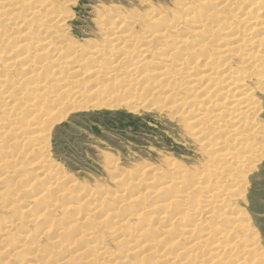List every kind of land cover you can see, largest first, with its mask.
I'll list each match as a JSON object with an SVG mask.
<instances>
[{
    "label": "rangeland",
    "instance_id": "rangeland-1",
    "mask_svg": "<svg viewBox=\"0 0 264 264\" xmlns=\"http://www.w3.org/2000/svg\"><path fill=\"white\" fill-rule=\"evenodd\" d=\"M64 1L67 0H58V4L63 3ZM179 1L180 0H68V2H66V4L68 3V6L66 4V8L64 7V5L62 6V9L65 10V13L68 11L66 15L63 13V11L58 12L59 10H57L58 13L55 14L57 16V14L63 13L61 14L63 17L67 16V20L65 21L67 26L66 33H68L69 35L68 43L71 44L69 45V47L67 45L68 49L71 50L72 46H80L81 48H85L84 53H88L90 48L94 49L92 50V52L97 49L101 50L104 48H110L106 44V40H108L109 38V31H107L106 29H109L112 26L116 27L119 25H126L127 27L123 26L124 28H122V30L130 29V35L134 37L131 38L133 43L136 36H138L139 34H143L145 31L154 32L158 30L157 23L143 21L136 22V26H131L129 23L127 25L126 21L128 22L129 19L132 20L131 18H133V20H139L140 18L149 19L154 9L160 8L165 11L169 10V13L172 12L177 15V18L173 15L171 16H173V20L177 19L175 23L178 24V28L171 30V33H169V35L171 39L170 41L180 39L184 36L185 31L191 29V25L190 23L185 24V22H183L182 20H180L181 22L179 21V16L186 15L189 12L187 10L183 11L181 9L183 6L180 5ZM190 1L197 4L201 3L200 0H186V2ZM22 2L25 3L26 0H12L10 2L0 0V7H4L2 13L9 15L13 12L12 9L19 6V4H21ZM210 2L211 0H209V3ZM249 3L246 2L244 4L249 6ZM70 4L72 5L69 6ZM55 8L56 7H54L53 10H55ZM232 8L233 12L230 11L227 13V19L234 17L232 19V22H234L237 21L242 13L238 10L234 12L235 7ZM237 12L238 14H236ZM117 13L119 16L117 15ZM115 15L117 16L115 17ZM4 18L7 17L5 16ZM113 18L115 19L113 20ZM123 18H125L126 20ZM117 19L121 20L116 21ZM113 21L116 22H114V24L112 23V25L110 26V22ZM177 21L179 22L177 23ZM158 22L166 23L167 19L165 18ZM1 25L2 24H0V31L5 33L4 37L10 39L11 45H5L3 43L0 44V66H3L4 70L10 67V69L7 70L8 73H0V85H3V81L5 82L3 87L5 91L6 89L12 87L15 83H17L21 78L22 80H24V84L27 87L28 93L25 96L21 97L19 107L22 108L19 109L17 111L18 114L13 117H6V111L3 109V107H10V102H12V100H8L7 102H5L8 103V106H4L5 98H2L0 95V139L4 140L3 145L0 146V161H6V163L0 166V225H2L0 226V240L2 239L0 241V264L24 263L27 260L29 261V258L33 256H29L31 255L30 253H33L36 250H38L36 254H42L45 251L51 250L53 252V262H55V260L57 259H60L59 256H61L64 252L65 254L71 253V256L75 255L76 259L74 258V260L76 262L74 263L73 261L70 264H76L80 260H82V263L86 261L84 263L86 264L88 263L87 258L90 254L85 252V250L82 249V246H85L88 243H90L88 246H92L98 243V246L104 247L105 250L102 255L98 254L97 257L92 256L90 258L92 259L93 264L97 261L98 262L96 264H109L112 262V260H114L112 259L113 256V258L116 259V256L125 252L127 248L133 249V246L130 244L131 242L128 245L123 244L128 241L126 238L128 232H136L149 227L142 240L153 241L158 239L162 235V232L164 233L168 231L166 229L167 227L168 229H173V227L178 226L181 230L182 227L185 226L184 223H179L178 221L173 220L170 223L168 222V220L166 221V219H170L172 216L160 219L162 213H164L160 210L154 211L147 210L145 208L146 212H144L139 220H135L134 218L129 222V224H119L121 227L120 228L118 225H116L117 220L115 221V219L113 218H108L109 220L104 221L105 219H107L106 217L100 218L103 215V212H100L99 214L94 213L93 208L94 204H96V202L98 201L96 200L97 197H105V199H103L104 206L109 205V207H112L114 203L121 198L131 202V200L135 199L138 195H144L143 198L145 199L151 193H153L154 198L147 197L148 201L146 202V205H151L152 207H154L156 205L162 204L166 199V196H164L165 194L163 193L156 194L157 189L161 187L162 183L169 178L176 177V175L173 174L174 171L172 172L171 168H169L170 163L175 162L176 165L180 166V168H186L191 173H193L194 170H196V172L197 170H202L204 169V167L206 168L209 165H214L212 166V169L218 168V166L221 168L222 166L225 167L224 161L221 158V160L217 158L215 159L214 153H216L217 149L216 151H214V148L212 147L206 152V147L202 146V143H200V138H196L197 134L194 131L195 129L192 130V126L188 122V119H191V114L188 112V115L190 114V116H188L187 114H185V112L187 113L189 109L188 107L193 104L195 105L197 102L189 103L187 106L184 105V108L181 106L172 108L174 99L177 102H181L178 101L181 98L179 99L176 96L172 97L173 99H171V96L169 97L170 94L168 95V92L166 90V86H161L156 89L158 94L154 92L156 96L153 91L150 93L151 96L149 97V99L151 100H149L147 97L149 101L147 99L146 100L150 103H148L146 100L143 101L140 99H129L126 97L127 99H129V101L125 99V101H128V103L107 102L106 104H99V106H90L89 104L88 106L83 108L73 109L62 120H60L59 122H54L51 126L47 148L49 158L51 160V162H49V164H51V167L46 166L47 169H39V166L36 164V162L40 155L38 156V153H36L38 151H32L33 148L30 147L31 143L27 142V136L28 133L31 132L29 124L36 125L37 123H39L38 120H40V118L45 113L51 112L54 107H48L44 105L43 102L41 103V101H43L47 95L55 96L56 89H59L57 88V86L50 87L49 89L46 88L49 82H51V84L56 83L55 78L52 77V74L49 75V69H52V66H55L52 64L51 60L52 52L47 51V53H44L45 55L43 57H36L33 60L34 63H32L31 65L29 63V67L27 69H23V63L26 62L24 60H20V55L24 53V51L21 49L16 50L12 48L17 43V41H19V35L16 34L19 32V30L16 26H14V29L10 31L8 30V28L10 27L9 25H6V27ZM52 27L61 34L58 24H55V26L53 25ZM122 30H120V33L124 32ZM221 32L224 33V31ZM223 33H219V35L221 37H225L227 34ZM256 33L257 32H254V35ZM243 34H248L247 30L244 31ZM145 36H147V33ZM38 37L41 38L42 36H37L36 39ZM217 43L218 42L214 44L217 45ZM54 44L60 45L61 42H58L56 40ZM131 44L132 42H130L129 45L127 44V46H122L123 44L118 45L116 47V50L122 49L121 53H119L118 56H120L124 51L126 52L128 50H131L133 45ZM187 44L188 45L181 46L178 49V51H180L179 57H181V53L184 54V52H189L190 50H192L190 43ZM141 45L144 47H138V45L136 47H133L134 49H136V55L137 53L138 55L140 54L137 57V60H144L145 62H147L144 67H140V70H152L154 66L159 67L161 62L159 58L162 57V55H164L165 53L163 50L164 46L158 42H154L151 44L141 43ZM144 48L146 49L144 50ZM86 49H88V52L86 51ZM34 50L35 49L33 47L28 49L30 53H32ZM35 53L38 52L36 51ZM64 54L66 53H63L61 57H64ZM194 56L195 55L192 54L187 57L188 60L183 61L185 65L183 68V73H186L187 69L188 71H190V68L194 69L192 74L195 75L196 72L200 73L201 65L194 62L196 59ZM179 57L177 54H175L174 56L175 59H178ZM44 58H47V61H49L46 65L47 68L39 64ZM79 58L83 59V57L77 56L76 60H80ZM98 59H100L99 65ZM108 59L106 57H98L97 60H94L97 61V68L100 67L99 71L100 74H102V77L99 74V84L100 82H105V72L109 71L110 68L119 70L120 73L123 74L124 72H126L124 71L126 70V67H128L126 63H128L129 61L121 57L118 60L119 63L115 61V63H113V65L109 69H107V66L111 61L110 58ZM175 59L174 62H176ZM116 62L118 64H116ZM232 63L234 65L231 66V69L225 68L226 70L224 69L223 71H221V73L230 70L236 71L238 68L242 67L241 65L236 66L238 64V61ZM89 64L92 63L89 62ZM89 64H83L81 72H85L88 70L91 71V68L96 66V63L93 65V67ZM235 66L238 68L236 69ZM40 67L42 69L41 71L39 69ZM145 67L147 68L144 69ZM37 70L40 71V73L36 76L33 73V84H39V87L36 88L38 93L37 97L39 98L31 101V99L34 98V95L31 94L34 89H31L33 85L30 83V81L27 80L30 77V75H28L27 73L30 71L36 72ZM242 70L247 71V73L251 75L252 78L250 80L249 78H246L245 82H247V85L251 87V96H253L259 104V107L257 106L259 112L257 114V119L254 123V127L256 126L255 124L259 123L264 131V78L261 80H253L255 78H260L257 77L260 73V69L258 67L253 69L250 65L244 67ZM101 71H103V73H101ZM119 71H117V73H119ZM142 74L145 75L146 72H143ZM192 74H188L189 77L192 76ZM188 75H181L180 77L182 79L184 78L181 81V84L183 83V87L190 82L186 77ZM61 76L63 77V75ZM86 77L87 79L89 78L88 76ZM143 78L145 81H143L142 78L140 79L139 77L137 78V80H134L138 81V83H135L137 84V87H141L143 83L147 82L146 78ZM239 78H242V76H239ZM81 81L84 82H82V84L84 85L85 80ZM177 82H180V80H177ZM92 85L93 84L84 87V90L87 91L88 89H93ZM108 86H110V84ZM40 90L43 91L39 92ZM182 90L184 99L185 97L190 96V94L187 92L188 89H185V91L183 88ZM19 91L20 90L16 91L13 94L15 98L20 97L24 93L22 90L21 95H19ZM160 93L163 94L161 95ZM120 94L127 96L125 93L121 92L118 94V97H121ZM206 95H208V97ZM206 95L205 97L209 99L207 101H214L215 106L221 103L222 97H216L213 92ZM212 95L215 96V98H212ZM140 101H142L143 103ZM187 101L188 100L185 99V102ZM77 102L84 103L85 101L77 99ZM220 106L224 107L225 104H221ZM17 108L18 106L16 107V109ZM179 108L183 109L181 110ZM212 110L213 112L217 111L213 107ZM177 111H179L182 116L179 115L180 113ZM220 123H225V129L229 128L228 125L233 126L232 121H228L226 123V121L224 120ZM221 124L220 127L223 128V124ZM6 125L16 126V128L18 127L22 131L19 130V133H16L17 135H14L15 137L11 135L12 133H9V135H3L2 133L6 132L5 129H7ZM249 125L251 126V124ZM215 126V124L211 125L210 130H214L213 128H216ZM196 127H198V124L196 125ZM201 129L204 128L202 127ZM258 132L259 131L254 134L261 135ZM239 133L241 132L239 131ZM193 135L195 136V139ZM216 135L209 137H212L214 139L220 138L221 140L224 139V134ZM12 138L14 140H17L18 142H23V144L21 146H18L16 143L11 147V143L13 140ZM230 139L225 140L227 141V145L230 143ZM247 139H250V141H252L253 137L249 135ZM212 142L213 140H211V143ZM199 149L202 150L199 151ZM238 154H231L230 156L232 157V159L230 157L225 161V164L228 163L227 165H229L230 163L232 165V168H227L226 170L221 169L220 171L215 170L216 172H218L217 175L219 177L224 178V176H226L233 168H237L236 171L233 170L236 173L234 175L240 176L245 174L246 170H243L244 167L241 168L242 165L249 166V164L251 163L248 162V160H244L245 158L243 155H246L245 153L239 152ZM259 156L260 159L259 161L255 162V167L251 171L246 173L247 183L246 185H244L243 199H237V197H233L234 193L231 192L225 197L230 198L233 207H236V210H240V212L244 215L245 220L249 221L251 229L253 230V236L256 237L257 242V250L255 252H252L251 254L255 257H257V255L259 254L260 258H257L261 260L263 258L262 262L264 264V144ZM43 158L44 157L42 156L41 159ZM210 160L213 163H211ZM167 161L170 163H168ZM232 161L233 163H231ZM52 163L54 166L52 165ZM45 170H47L46 173L48 175H44ZM10 172L11 174L8 175V173ZM234 175L230 177V181L226 184L224 183L225 185L223 186L225 188L229 187L228 184L232 180H234L236 185L232 182L230 184V187L235 185L233 189V191L235 192L239 187H241V185L237 184L241 180H239V176L234 177ZM188 179H186L187 182L192 181V179ZM205 181H207V179H205ZM200 182L198 180L196 183L204 185V181ZM47 187H49V189L48 191H45L44 189H47ZM7 188V193H4ZM210 189L208 191H210ZM87 190L91 192L90 195L97 197L85 198L87 196ZM172 190L168 188L166 190L167 192H164L172 193ZM41 191L47 194L42 196L40 202L32 204V200L38 198V194ZM82 191H85L84 194H81ZM200 191L201 190H199V194L197 193L198 191L193 192L192 194L194 195L191 198L196 201L195 195L198 194L199 203H203L202 201L204 193H201ZM140 197L139 200L138 198H136L135 201H132L130 205H126L125 203L122 204L123 207L122 205H120L118 214L120 213L124 215V217L125 215L129 216L127 214L130 213L140 214L142 212V210H140V202L142 201ZM49 205H57L58 208L57 210H55L57 212H49V210H47ZM75 205L81 213H77L79 216L75 214V209L72 208H76ZM174 207H176V205ZM214 208H216L215 210L218 212L219 210H222V208ZM24 210L28 211L25 212ZM224 210H226V208ZM205 212L207 213V211H204L202 215H204ZM73 213L75 215H73ZM167 213L164 214H174L172 210ZM220 213L223 212L220 211ZM230 213H233V211L226 210L224 216H230ZM37 214L41 216L39 222L40 224L33 225L32 223L27 222L28 219H32ZM67 221H72L73 223L66 224ZM205 221L207 222L200 225L201 232H205L206 229L215 224L216 226L221 228L229 224V222L226 223V221H221L223 223H216L212 220L208 221V218ZM136 222L139 223L135 224ZM8 224L12 225V227L5 228V226H7ZM49 225L52 226L51 230H46L45 227ZM71 225L74 226L71 229H68L67 227ZM141 225H145V227H141V229L138 230V227ZM2 229L9 232L5 234V231H2ZM65 230L70 235H68ZM79 230L82 232L84 231L85 233H88L90 231L93 236L91 235L90 239H86V237L84 239L81 237L82 233L79 232ZM113 230H116V232L117 230L118 232H121H117L119 235L114 236L112 235ZM62 231L64 234L61 233ZM172 232L168 235L167 238L172 239ZM74 234L75 236H72L73 238L71 237V239L69 240L70 236ZM4 235H8V237H4ZM176 235L178 234L176 233ZM48 236H54V238L52 237V240H58L57 242H59V244H61L62 242V244H68L69 242L75 241L76 245H73L72 247L67 245L68 247L63 249L58 248L53 243L51 246H49V241L51 240L45 239ZM119 236H121L120 239L118 238ZM75 237H77V239ZM121 239L122 243H117ZM3 240H5L4 242L7 243V245L4 242V245L3 243H1ZM168 240L169 239H167L166 241ZM24 242H26L27 247H25L24 250L21 251V249L23 248H20V246ZM227 242L228 241H226V243ZM17 245L19 248H17ZM2 246H4V248ZM147 247L152 248L153 250L155 248V246ZM73 251H75L76 253L74 252V254ZM116 252L118 253L116 254ZM140 252L141 251L136 253L135 256H138ZM163 252H165L164 254L167 255L165 256V258L169 259L172 257L171 254L173 252H171V250ZM78 254L80 257L78 256ZM252 255L248 253L247 257H252ZM55 256H58V258L54 259ZM133 258L134 257H131V259ZM167 259L161 261H167ZM53 262L51 263V261H49L46 264H53ZM215 262L213 264H217V262ZM262 262L260 263L262 264ZM58 263L59 262H56L55 264ZM163 263L165 262H162V264ZM260 263L257 260L256 264ZM131 264H135V262H131ZM181 264H185L184 261H181ZM237 264H240V262Z\"/></svg>",
    "mask_w": 264,
    "mask_h": 264
},
{
    "label": "bare ground",
    "instance_id": "bare-ground-1",
    "mask_svg": "<svg viewBox=\"0 0 264 264\" xmlns=\"http://www.w3.org/2000/svg\"><path fill=\"white\" fill-rule=\"evenodd\" d=\"M4 1L10 2L12 0H4ZM200 1H201L200 4H197L195 2L193 3L191 1L186 2V0L179 1L180 5L183 6L181 9L183 11L184 10L189 11L186 15L179 16L180 17L179 21L182 20L183 22H185V24L190 23L191 25L190 28L192 30L188 29V31H185L184 36L178 40L170 41L171 39L169 35V33H171L170 32L171 30L178 28V24L175 23L177 19L176 20L174 19L175 21L173 20V16L176 17L177 15H175L172 12L169 13V10L165 11L162 8H160V9H154L149 19L140 18L139 20L138 19L133 20V18H131L132 20H130L128 18L129 19L128 22L126 21L127 25L129 23L131 26H136L135 25L136 22H143V21L157 23L158 30L154 32L145 31L143 34H139L140 36L139 35L136 36L133 43L131 38L134 37L130 35L129 33L130 29L122 30V28H124L126 25H123L124 27L122 25L116 27L112 26L109 29H106L107 31H109V38L108 40H106V44L110 48L106 49L102 47L104 49L100 48L101 50L97 49L93 52L92 50L94 49L92 48L89 49V52L87 51L88 49H86L88 53H84L85 48H81L80 46H72L71 50L68 49L69 45L71 44L68 43L69 35L68 33H66L67 26L65 21L67 20L66 19L67 16L63 17L61 15L63 13L66 15V13L68 12L67 9H66L67 11L66 13L64 12L65 10L62 9L63 5L65 8L66 5L68 6V3L66 4L68 0L60 4H58V0H26L25 3L22 2L21 4H19V6L13 8L12 9L13 12L10 13L9 15L2 13L4 7H0V24H2L1 26L6 27V25H9L10 27L8 28V30L10 31L14 29L13 28L14 26H16L19 30V32L16 33L17 35H19L18 37L19 41H17V43L12 48L16 50L21 49L24 51V53L20 55L21 56L20 60L21 61L24 60L26 62L23 63V67H24L23 69H27L29 67V63L30 65L34 63L33 60L36 57H43L45 55L44 53H47V51L52 52L51 60H52V64L55 66H52V69H49V75L52 74V77L55 78L56 83L51 84V82H49L46 88L49 89L50 87L57 86V88L59 89H56L55 96L47 95L46 98H44V100L41 101V103L43 102L44 105L48 107H53V106L54 107L51 110V112L45 113L40 118V120H38L39 123H37L36 125L29 124L31 132H29L27 136V142L31 143L30 147L33 148L32 151H38L36 153H38V156L40 155L36 162V164L39 166L38 167L39 169L41 168L47 169L46 166L51 167V164H49L51 160L49 158V154L47 150L49 143V132L51 126L53 125L54 122H59L60 120H62L73 109L83 108L88 106L89 104L90 106H99V104H106L107 102L128 103L129 99H138V100L140 99L145 101L147 97L149 99V97L151 96L150 93L152 91L153 93L156 92V94H158L156 89L161 86H166L167 89L166 88L164 89L167 90L168 95L170 94L169 97L171 96L170 97L171 99H173L172 97H176V96L179 99L181 98L180 100H178L177 98V100L181 102H177L174 99L172 108L173 107L177 108L180 106L184 108V105L187 106L189 103L197 102L195 105L193 104L189 106L188 108L190 110L188 109L187 113L185 112V114L187 115L188 112L191 114V119L190 120L188 119V122L192 126L191 127L192 130L195 129L194 131L197 134L196 138H200L201 139L200 143H202L203 147H206L205 149L206 152L208 149L210 150L212 147L214 148L213 149L214 151H216V149L217 151L220 150L218 152L216 151V153H214V156L215 159L221 158L224 161L225 167L222 166L221 168L218 166V168L213 167L214 169H212V166L214 165H209L206 168L204 167V169L202 170H197V172L196 170H194L193 173L196 172L195 174L189 172L186 168L183 167L180 168V166L176 165L175 162L174 163L168 162L169 161L168 160L167 162L170 163L169 168H171L172 172L174 171L173 174H175L176 177L173 178L171 177L165 182H163L162 186L159 187L156 191V194L159 193L165 194L164 196H166V199L162 204L152 207L151 205H146V202L148 201L147 197L154 198L153 193H151L145 199L143 198L144 195H138L136 198H138L139 200V197L141 196L140 199L142 200L140 202L141 205L140 210H142L140 214L130 213L127 214L129 216L125 215V217L120 213L118 214L120 205L124 203L126 205L127 204L130 205L132 201L136 200V198L131 200V202L121 198L117 200L113 206L110 205L112 207H109V205L104 206L103 199H105V197L92 196L90 195L91 192L87 190L86 192L87 196L85 195L86 196L85 198L97 197L96 200H98L96 204H94V208H93L94 213L99 214L100 212L101 213L103 212L102 213L103 215L100 214L102 215L100 218L106 217L107 219H105L104 221L113 218L115 219V221L117 220L116 225H118L119 227H120L119 224H125V225L127 223L129 224V222L134 218L135 220H139L141 216L144 214V212H146V209L154 210V211L160 210L164 213H167L172 210L174 213L173 215L172 213L171 215H167L168 213L166 215L162 213L160 219L172 216L170 219H166V221L168 220V222L170 223L173 220L185 224V226H183L181 230L179 229L178 226L173 227V229L171 228L168 229L167 227L166 229L168 231L164 233L162 232V235L158 239L153 241L142 240L149 227L144 228L145 225L139 226L138 230L141 229V227H143L144 229H141L136 232H128L126 235L128 241L126 243H123L124 245H128L131 242L130 244L133 246L132 247L133 249L127 248L125 252L123 253L120 252L121 254L116 256V259L113 258L114 257L113 256L112 259L114 260L111 259L112 262L109 264H131V262L133 263L135 262V264H162V262H165L163 264H181V261H184L185 264H213L215 261L217 262V264H226L227 262H228L227 264L229 263L237 264L239 262L240 264H256L257 260L259 263L262 262L263 260V258L262 260L259 259L260 258L259 254L257 255V257L259 258L251 254L252 252H255L257 250V242H256V237L253 236L252 233L253 230L251 229L249 221L245 220L244 215L240 212V210H236V207H233L230 198L225 196L231 192L234 193L233 197H237V199H243L244 185H246L247 183L246 173H248L255 167V162L259 161L260 159L259 154L264 144L263 128L260 126L259 123L255 124L256 126L254 127V123L257 119V114L259 112L257 108L259 104L254 99V97L251 96V90H250L251 87H249L247 85V82H245L246 78H249L250 80L252 77L250 74L247 73V71L242 70L244 67L250 65L251 68L253 69L258 67L260 69L259 71L260 73L257 77L260 78H255L253 80H259V79L261 80L264 78V0H247V1L246 0H211L210 3L209 0H200ZM246 2L249 3V6L244 4ZM206 3H208L209 5ZM71 5L72 4H70L69 6ZM54 7H56L57 9L55 8V10H53ZM232 7H235L234 12L238 10L239 12L242 13V15L237 19V21L234 22H232V19L234 17L227 19V13L232 11L233 9ZM57 10H59L58 12L63 11V13L57 14L56 16L55 13H58ZM236 14H238V12ZM117 15H115V17ZM5 16L7 18H4ZM165 18L167 19L166 23L158 22ZM114 19L115 18H113V20ZM118 20L119 19H117L116 21ZM116 21L110 22L109 25L111 26L112 23L114 24V22ZM179 21H177V23ZM55 24L59 25L60 27L59 31L61 32V34L52 27L53 25L55 26ZM120 30L124 32L120 33ZM246 30L248 34H243L244 31ZM221 31H224V33H226L227 35L225 37H221L219 35V33L220 34L223 33ZM254 32L257 33L254 35ZM146 33L147 36H145ZM36 35L37 36L41 35L42 37L41 38L38 37L36 39L37 37ZM4 36L5 33L0 31V44L3 43L5 45H11L10 39ZM56 40L58 42H61V44L55 45L54 43ZM130 42H132L133 44V45L131 44L132 45L131 50H128L126 52L124 51L125 53L123 52L120 56H118L119 53H121L122 49L116 50V47L122 44H123L122 46L124 45L127 46V44L128 45L130 44ZM154 42H158L164 46L163 50L165 53L164 55L161 54L162 57L159 58V60H161L160 65L159 67L154 66L152 70L149 69L140 70V67L141 66L144 67L147 64V62H145L144 60L142 61L137 60V57L140 54L138 55L137 53L136 55V49H134L133 47H136L137 45L138 47L139 46L144 47L141 45V43L151 44ZM216 42H218L217 45L214 44ZM187 43H190L192 50H190L189 52H184V54L181 53V57H179L180 51H178V49L181 46L188 45ZM32 47L35 50L32 53H30L28 49ZM145 49L146 48H144V50ZM36 51L38 53H35ZM63 53L66 54H64V57L63 56L61 57ZM175 54L178 55L179 57L178 59L174 58ZM192 54L195 55L194 57L196 58L194 62L201 65V66L199 65L201 67L200 73L196 72L195 75L192 74L194 70L193 68H190L189 69L190 71H188L187 69L188 73L187 72L183 73L184 72L183 68L185 66L183 61L188 60L187 57H189ZM77 56L83 57V59L79 58L80 60H76ZM182 56L186 58H183ZM98 57H103V58L106 57L107 59L108 58L111 59L110 63L107 66L108 67L107 69H109L113 65V63H115V61L118 62V60L121 57H123V59L129 61L128 63H126L128 67H126V70H124L126 72L122 74L120 73L119 70L110 68L109 71L105 72L104 75L106 79L105 82H100L99 84L98 81L100 80L99 79L100 67L99 68L97 67L99 65L100 59H98V65H97V61H94L97 60ZM174 59L176 62H174ZM237 61L239 65L236 63L237 64L236 66L241 65L242 66L240 67L241 69L235 66L236 69L238 68L236 71L230 70L221 73V71H223L225 68L231 69L232 68L231 66L234 65L232 62L235 63ZM48 62L49 61H47V58H44L39 64L47 68L46 65L48 64ZM89 62L92 64H89ZM117 62L116 64L119 63ZM85 63L89 64L90 66L92 65V67L96 63L95 64L96 66L91 68L92 69V70L90 69L91 71L88 70L85 72H81L82 65ZM41 67L39 68L40 71L42 70ZM146 68L147 67H145L144 69ZM8 69H10V67L4 70V67L0 66V73L4 72V74H6L8 73L7 71ZM38 70L36 72L30 71L27 73L28 75H30V77L28 76L29 79L27 80L30 81V83L33 85L31 89L32 90L34 89V91L31 92V94L34 95V98H32L31 101L36 98H39L37 97L38 93L36 89L37 87H39V84H33L34 81L33 73L35 76L38 75L40 73V71ZM117 71H119V73H117ZM143 72H146V74L143 75L142 74ZM101 73H103V71H101ZM188 74H192V76L189 77ZM61 75H63L64 78ZM100 75L102 77V74ZM181 75H188L186 77L190 81L189 84H187L186 86L184 85V87H183V83L181 84V81L184 79V78L183 79L180 78ZM86 76H88L89 78L87 79ZM142 76L146 78L147 82L143 83L141 81L143 83L142 86L137 87V84L135 83H138V81H134V80H137V78L139 77L140 79L142 78V80L145 81ZM239 76L240 77L242 76V78H239ZM81 80H85V84H84L85 86L82 84L83 81ZM177 80H180V82H177ZM4 83L5 82L3 81V85H0V95L2 98H5L4 106H8V103H5L8 100H12V102H10L11 103L10 107H3V109L6 111L5 113L6 117H13L16 116L18 114L17 111L22 108L19 107V103L21 101V97L25 96L28 93V90L24 84V80H22L21 78L17 83H15L12 87L6 89L5 91L3 88ZM87 84L88 85L93 84L92 85L93 89L91 88L90 90L87 88L88 89L87 91L84 90V87L88 86ZM109 84L110 86H108ZM182 87L184 88V90L188 89L187 92L190 94L189 97H185V99L188 100L187 102H185V99L183 98L184 94L182 92L183 91ZM18 90H20L19 95H21L22 90L24 93L20 97L15 98L13 94ZM41 91L43 90H40L39 92ZM121 92L125 93L127 96L120 94L121 97H118L119 96L118 94ZM212 92L215 94L216 97H222L221 103L217 104L216 106L214 104V101L211 100L210 102L207 101L209 99L207 98L208 95L206 94ZM163 93L160 94L162 95ZM205 95L207 97H205ZM215 96H213L212 98H215ZM126 97L129 99H127ZM77 99L84 100L85 102L84 103L77 102ZM125 99H127L128 101L126 102ZM221 104H225V106L221 107L220 106ZM17 106L18 108L16 109ZM212 107L217 111L213 112ZM190 114L188 116H190ZM179 115H181V113ZM224 120L226 121V123L228 121H232L233 126L228 125L229 128L225 129L224 128L225 123H222L223 125L220 123ZM197 124L198 127H196ZM214 124L216 125L215 126L216 128H213L214 130H210L211 125ZM220 124L223 126V128L220 127ZM249 124H251V126ZM202 127L204 129H201ZM6 128H7L5 129L6 132L2 133L3 135H9V133H12L11 135L14 136L19 133V130L22 131L20 128L18 127L16 128V126H12V125H6ZM239 131L241 133H239ZM257 131H259L258 133L261 135L254 134ZM216 134L219 135L224 134L223 135L224 139L221 140L220 138L214 139L212 137H209V136H214ZM249 135L253 137L252 141H250V139H247ZM193 137L195 139L194 135ZM227 139L231 140L228 145L226 143L227 141H225ZM211 140H213L212 143ZM3 143L4 140L0 139V146H2ZM16 143L18 146H21L23 144V142L21 141L18 142L17 140L13 139L11 143V147ZM202 149H199V151ZM239 152L245 153L246 155H243L245 158L244 160H248V162L251 163L249 164V166L242 165L241 167V168L244 167L243 169L244 171L246 170L245 171L246 175L245 174L240 176L234 175L236 174L234 171H236L237 168H233L226 176H224V178L219 177L217 175L218 172L216 171H220L221 169L226 170L227 168H232V165L230 163L229 165H227L228 163L225 164V161L226 159L231 157L230 156L231 154L234 153L238 154ZM42 156L44 157L43 159H41ZM233 161L231 163H233ZM210 162L213 163L211 160ZM4 163H6V161L4 160L0 161V166L3 165ZM44 172H45L44 175H48L46 173L47 170H45ZM10 174L11 172L8 173V175ZM233 175L234 177L239 176L240 178L239 180H241L237 183L241 185V187H239L235 192L233 191L236 185L234 180H232L228 184L229 187L225 188L223 186L230 181V177H232ZM188 178L192 179L193 182L192 181L187 182L186 179ZM205 179H207V181H205ZM198 180L199 182L204 181V185H201L200 184L201 182L196 183ZM232 182L235 185L230 187V184ZM168 188H170L171 190L173 189L172 193L173 192L175 193L173 194L171 192L165 193L167 192L166 190ZM48 189L49 187H47V189L45 188L44 190L48 191ZM209 189L210 191H208ZM199 190H201L200 191L201 193H204L203 201H202L203 203H199L198 200ZM6 191H8V188L5 190L4 193H7ZM84 192L85 191H82L81 194H84ZM193 192L198 193L197 195H195L196 201L191 198L194 195L192 194ZM46 194L47 193L43 191L39 192L38 198L32 200V204L36 202H40L42 196ZM175 205L176 207H174ZM75 207L77 208L76 205ZM214 207L222 208V210H219L218 212L215 210L216 208ZM57 208H58L57 205H49L47 210H49V212L55 213L57 212L55 211L57 210ZM72 208L75 209L76 212L75 214L77 213L81 214L78 208L77 209L74 207ZM225 208L227 211H233V213H230V216L229 215L227 217L224 216V213L226 211L224 210ZM24 211L27 212L28 210H24ZM204 211H207V213L205 212L204 214L205 217L204 215H202ZM220 211L223 213H220ZM75 214L73 213V215ZM40 217L41 216L37 214L32 219H28L27 222L32 223L33 225H38L40 224L39 223ZM207 218L208 221L212 220L213 222L216 223L221 221L224 222L226 221V223L229 222V224L223 228L218 227L215 224L213 226H210L208 229H206L205 232H201L200 225L207 222L205 221L207 220ZM72 223H73L72 221L69 222L67 221L66 224H72ZM137 223L139 222H136L135 224ZM74 225H71L67 228L71 229ZM11 227L12 225L9 224L5 226V228H11ZM51 228H52L51 225L45 227L46 230H51ZM2 231H5V234L9 232L3 229ZM67 231L65 230V232ZM79 232L82 233L81 237L84 239L85 237L86 239L87 238L90 239L91 238L90 236L91 235L93 236V234L90 231H89L90 233L89 232L85 233L84 231L82 232L80 230ZM117 232L116 230H113L112 235L114 236L119 235L118 233H120L121 231H119L118 233ZM171 232L174 234V235L172 234V239L167 238ZM61 233H63V231ZM176 233L178 235H176ZM67 234L70 235L68 232ZM72 236H75V234L71 235L70 238L68 236L69 240L71 239ZM121 236H119L118 238L120 239ZM4 237H8V235H4ZM52 237L54 238V236H48L47 238H45L51 240L49 241L50 245L48 243L49 246H51L53 243L58 248L63 249V248H67L68 246L72 247L73 245L74 246L76 245L75 244L76 242L74 240H73L74 242H69L68 244H62L63 242L61 240L62 243L59 244V242H57L58 240L53 241ZM75 238L77 239V237ZM167 239L169 240L166 241ZM5 240H3L1 243H3ZM226 241L228 242L226 243ZM117 243H122V239L119 240ZM5 244L7 245V243ZM89 244L90 243L86 244L87 246L86 245L82 246L83 247L82 249H84L85 252L90 254V255L88 254L89 255L87 258L88 263L86 264H93V261L90 258L92 256L97 257L98 254L102 255L105 250L104 247L98 246V243L94 245L91 244L92 246H88ZM147 246H155V248L153 250L152 248H148ZM2 247L4 248V246ZM25 247H27L26 242L21 244L20 248H23L21 249V251L24 250ZM17 248H19L18 245ZM167 250H171V252H173L171 254L172 257L169 259L165 258V256L167 255L164 254L165 252H163ZM37 251L38 250L34 251L33 253H30L31 255L29 256L32 255L33 256L29 258V261L27 260L26 262L21 264H46L49 261H51V263L54 261L52 259L53 252L51 250L45 251L42 254H36ZM75 251H73V253ZM139 251H141L140 254L138 256L137 255L135 256V254L138 253ZM117 253L118 252H116V254ZM248 253L252 255V257H247ZM70 254L69 253L65 254L63 252L62 255L59 256L60 259L55 260L53 264H55L56 262H59L60 264H70L73 261L75 263L76 262L74 260L75 255L71 256ZM131 257L134 258L131 259ZM56 258H58V256H55L54 259ZM219 258H223V259H219ZM164 259L165 260L167 259V261H161ZM80 261L77 262L76 264H84L86 262L85 261L82 263V260Z\"/></svg>",
    "mask_w": 264,
    "mask_h": 264
}]
</instances>
